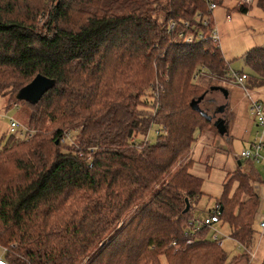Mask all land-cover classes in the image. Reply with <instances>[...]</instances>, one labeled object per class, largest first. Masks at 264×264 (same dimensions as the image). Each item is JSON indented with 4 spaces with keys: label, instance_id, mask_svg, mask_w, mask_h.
I'll return each instance as SVG.
<instances>
[{
    "label": "trees",
    "instance_id": "16d2710c",
    "mask_svg": "<svg viewBox=\"0 0 264 264\" xmlns=\"http://www.w3.org/2000/svg\"><path fill=\"white\" fill-rule=\"evenodd\" d=\"M255 1L264 11V0ZM209 2L224 0H0V95L16 103L35 74L54 79L35 102L18 98L28 105L32 135L11 136L0 147L7 264H77L93 247L83 264L242 263V254L229 260L208 226L191 232L203 182L190 171L192 158L121 221L209 123L190 105L228 68L208 36ZM250 6L235 0L227 14ZM189 32L194 38L185 41ZM243 56L249 69L238 72L246 86H263L264 46ZM208 100L198 102L206 111L215 105ZM153 123L157 138L149 141ZM69 127L76 141L65 140ZM238 159L207 212L216 211L218 226L227 224L248 246L260 178L252 158Z\"/></svg>",
    "mask_w": 264,
    "mask_h": 264
},
{
    "label": "rangeland",
    "instance_id": "374dc122",
    "mask_svg": "<svg viewBox=\"0 0 264 264\" xmlns=\"http://www.w3.org/2000/svg\"><path fill=\"white\" fill-rule=\"evenodd\" d=\"M234 3L235 0H224L222 5H217L213 9V25L218 29V43L225 60L230 64L229 68L248 70V66L243 61V54L253 45H264V11L254 0L250 4L251 6L247 12L231 9L230 18L227 19L226 8L233 6ZM197 19L196 17V20ZM213 80L212 84H225L228 88L227 98H224L219 93L221 92L219 90L209 91L205 96V98L211 99L208 100L209 103L213 100L215 102V105L208 111L210 113L219 103H227L225 115L227 121L226 132L224 133L223 131L222 133L211 122L202 130L196 129V138L190 149L183 153L177 162L165 172L163 177H161L153 187L144 191L137 203L123 215L121 221L127 220L136 211L137 207L149 198L162 181L170 176L178 168L179 164L188 158H192L194 161L190 171L203 178L201 186L202 194L199 196L193 208L190 209L192 215L201 218L207 213L209 208L214 207L216 198L222 194L223 180L226 177V173L236 166L237 157L242 147L247 143V137L252 134L254 137L257 130H262L261 127L256 125L253 126L252 124L254 112L250 109V105L251 99L253 98L261 99V101L264 102V85L260 87L248 86L246 90L237 83H235L237 85H235L234 82L228 83L227 79L223 80L216 77ZM215 91H217L218 94H216ZM17 99L15 100L16 103H14L13 100L9 99L8 95H0V147H2L11 136H13V139L22 138L23 135L19 132V129L23 128L21 125H28V105L22 99ZM11 117L15 118L20 123L13 131H11L9 127ZM158 128L159 126L155 123L150 125L147 132V139L149 141L156 140V129ZM77 133L78 131L75 127H69L65 132V140L70 141L72 139L76 141ZM262 151L264 153V148ZM254 166L258 171L261 170L260 163H255ZM242 168L246 169V166ZM217 227L222 233L228 235L229 228L227 224ZM254 227V241L249 246L229 236L223 238L221 245L227 252L229 260L235 255L242 254L238 259V261L241 260L242 263H239L260 264L264 257V236L259 238V228L256 221H254ZM115 228L116 227H113L109 230L106 235L108 236L114 233ZM94 248L95 247H93L83 259L79 260L77 264H83L87 257L92 254Z\"/></svg>",
    "mask_w": 264,
    "mask_h": 264
},
{
    "label": "built area",
    "instance_id": "2783aa9c",
    "mask_svg": "<svg viewBox=\"0 0 264 264\" xmlns=\"http://www.w3.org/2000/svg\"><path fill=\"white\" fill-rule=\"evenodd\" d=\"M243 2H246L247 4H251L253 0H242ZM216 7V4L214 2L208 3V11L211 12ZM203 23L207 22L206 16L202 18ZM174 26V22H170L169 27L172 28ZM210 38H212L215 42H219V32L215 25H213L210 29V32L208 34ZM185 41H191L194 38V34L192 32L186 33ZM245 73H239L234 69L227 68L226 74L221 79H230L232 82L239 84L242 87H245L244 84V78ZM251 109L254 112V115L256 116L257 125L261 127V131L257 130L256 134L252 138V140L248 143L247 146L243 147L240 150V157L243 158H252L254 162L261 164V169L263 171V177L260 181H256L254 183V186L256 188V191L259 194L260 201L262 198H264V153H263V146H264V140H263V134H264V111H263V104L260 100L252 99L251 101ZM20 123L13 117L10 118L9 127L10 130H15ZM23 128L19 129V132L23 135V137L30 136L33 133V130L30 129L28 126L21 125ZM158 132V130L156 129ZM258 211L255 214L256 222L259 228V235L262 236L264 234V207L261 208L260 206L257 209ZM218 215L216 211L207 212L203 217L197 218L194 216H191L188 220V225L191 228V232L198 230L202 226H208L209 232L208 235L215 239L219 244L222 243V240L226 235L222 233L218 227ZM221 234V235H220ZM192 239H187V242H191ZM171 245L176 250L179 247V244L175 241H171ZM246 248V247H245ZM7 248L5 246H0V264H7V261L4 258V252Z\"/></svg>",
    "mask_w": 264,
    "mask_h": 264
},
{
    "label": "water",
    "instance_id": "95a60500",
    "mask_svg": "<svg viewBox=\"0 0 264 264\" xmlns=\"http://www.w3.org/2000/svg\"><path fill=\"white\" fill-rule=\"evenodd\" d=\"M54 84V79L43 75L41 73H37L34 77L29 81V83L19 91L17 94L18 98H26L30 102H35L41 94L51 87ZM219 90L223 94L225 98L228 96V88L224 85L220 84H212L208 89H206L203 93L197 96L195 99L190 101V105L198 110L209 122L214 124L219 131L223 133V131L227 128V121H226V109L227 103L222 102L219 103L214 110L210 113L203 108H201L198 102L203 99L209 91ZM239 162V159H238ZM189 208V200L188 198L185 199V206L183 211H186Z\"/></svg>",
    "mask_w": 264,
    "mask_h": 264
},
{
    "label": "crops",
    "instance_id": "0c3cea01",
    "mask_svg": "<svg viewBox=\"0 0 264 264\" xmlns=\"http://www.w3.org/2000/svg\"><path fill=\"white\" fill-rule=\"evenodd\" d=\"M226 9H227V8H226ZM230 15H231L230 13L227 14V10H226V18H227V19L230 18ZM253 46H254V45H253ZM259 46H264V45H259ZM243 61H244V56H243ZM226 63H227L228 68H229V66H230L229 62L226 61ZM244 63H245V61H244ZM234 70H236L237 72H238V71H241V72H242V71H244V72H247V71H248V70L236 69V68H234ZM227 81H228V83L232 82V81H231L230 79H228V78H227ZM232 83H233V82H232ZM234 84H235V83H234ZM244 84H245V82H244ZM222 85L225 86V84H222ZM235 85H237V84H235ZM226 87H227V86H226ZM241 87H242V86H241ZM259 87H260V86H259ZM242 88L247 90L248 87H247L246 84H245V87H242ZM215 93L218 94L217 91H215ZM219 93L223 96V94H222L221 92H219ZM223 97H224V96H223ZM224 98H225V97H224ZM253 99H257V98H253ZM257 100H260V101H261V99H257ZM213 101H214V100H213ZM251 101H252V99H251ZM261 102H263V101H261ZM263 103H264V102H263ZM263 103H262V104H263ZM250 109H251V105H250ZM251 110H252V109H251ZM252 124H253V126H254V125L258 126V125H257V121H256V116H255V115H254V118H253V122H252ZM225 132H226V130L224 131V133H225ZM252 135H253V134H252ZM252 135H249V136L247 137V140H246L247 143H246L243 147L247 146L248 143L252 140V138H253ZM263 140H264V134H263ZM243 147H242V148H243ZM263 148H264V146H263ZM239 157H240V156L237 157V162H238V158H239ZM237 162H236V166H237ZM253 162H254V161H253ZM238 163H239V162H238ZM255 163H257V162H254V164H255ZM236 166H235L232 170H234V169L236 168ZM260 166H261V164H260ZM208 167H209V166H208ZM206 169H207V167H206ZM208 169H209V168H208ZM232 170L227 171V173L230 172V171H232ZM257 171H258V170H257ZM227 173H226V175H227ZM258 174H259V178H260V180H261V178L263 177V171H262V169H261L260 171H258ZM256 178H257V177H256ZM225 179H226V177L224 178L223 181H225ZM253 180H254V179H253ZM254 181H259V180H256V179H255ZM254 181H253V182H254ZM259 206H260L261 208L264 207V198L261 199ZM257 211H258V210H257ZM257 211H256V212H257ZM255 221H256V217H255ZM217 226H218V224H217ZM259 236H260V235H259ZM263 236H264V234H263L262 236H260L259 238H261V237H263ZM230 238L234 239V238L231 237V236H230ZM234 240H235V239H234ZM258 241H259V240H258ZM254 243H255V242H254ZM258 243H259V242H258ZM248 246H249V245H248ZM255 248H256V247H255Z\"/></svg>",
    "mask_w": 264,
    "mask_h": 264
}]
</instances>
